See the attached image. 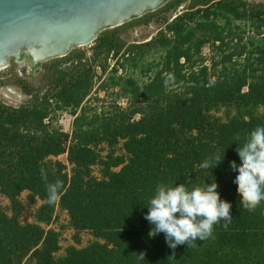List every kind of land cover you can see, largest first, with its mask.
<instances>
[{
    "label": "trees",
    "instance_id": "16d2710c",
    "mask_svg": "<svg viewBox=\"0 0 264 264\" xmlns=\"http://www.w3.org/2000/svg\"><path fill=\"white\" fill-rule=\"evenodd\" d=\"M186 1L169 0L141 19L149 24ZM163 21L165 31L132 46L118 62L154 75L141 82L117 76L114 68L100 87L116 90L127 108L81 107L94 86V66L106 73L110 56L125 46L119 29L131 22L100 33L84 48L93 51L91 58L72 51L46 63L45 93L14 76L13 85L31 99L18 108L0 99V194L9 202L0 206V264H264V202L255 211L243 209L230 169L238 167L236 151L249 133L264 124V4L191 0L182 14ZM208 45L220 57L212 67L201 56ZM153 52L162 56L158 64L144 65ZM62 61L72 64L62 68ZM6 86L0 73V90ZM63 110L77 116L71 133L53 126V114ZM216 153H224L222 162L202 169ZM63 155L67 164L59 160ZM57 181L62 190L49 204L46 186ZM205 182H216L230 205L227 230L217 225L213 238L175 250L162 233L148 235L152 226L144 216L157 184L191 189ZM24 193L28 204L41 202L34 222H22ZM58 211L69 218L60 230L50 228ZM63 229L74 232V245L63 246ZM83 233L93 238L85 247Z\"/></svg>",
    "mask_w": 264,
    "mask_h": 264
},
{
    "label": "water",
    "instance_id": "95a60500",
    "mask_svg": "<svg viewBox=\"0 0 264 264\" xmlns=\"http://www.w3.org/2000/svg\"><path fill=\"white\" fill-rule=\"evenodd\" d=\"M167 1L0 0V69L12 60L29 62L24 56L34 65L65 58L76 48L90 47L100 33L155 12Z\"/></svg>",
    "mask_w": 264,
    "mask_h": 264
},
{
    "label": "clouds",
    "instance_id": "9594fccd",
    "mask_svg": "<svg viewBox=\"0 0 264 264\" xmlns=\"http://www.w3.org/2000/svg\"><path fill=\"white\" fill-rule=\"evenodd\" d=\"M224 153L206 158L200 167L204 170L217 167ZM236 158L238 167L230 166L234 176L232 187L240 198L239 205L252 212L264 202V124L249 133L246 142L236 151ZM41 176L46 180L44 169H41ZM46 187L48 202L52 204L62 190V183L57 181ZM217 188L216 182H205L191 189L185 184H157L144 216L152 226L148 235L155 237L162 233L168 247L175 250L180 245L196 247L197 241L203 243L213 238L217 225L227 230L232 222L230 205L221 200ZM136 255L139 262L145 259L144 253Z\"/></svg>",
    "mask_w": 264,
    "mask_h": 264
},
{
    "label": "rangeland",
    "instance_id": "374dc122",
    "mask_svg": "<svg viewBox=\"0 0 264 264\" xmlns=\"http://www.w3.org/2000/svg\"><path fill=\"white\" fill-rule=\"evenodd\" d=\"M249 2H254V3H259V4H264V0H248ZM191 0L186 1L182 7L178 9L177 12H172L167 15L165 14H160V15H151L149 20V24L145 23V19H136L132 20L131 23L126 25L125 27H121L119 29V36L122 42L125 43V46L121 53L116 57L113 58L111 55L110 58L108 59V69L106 73L102 71V68L96 64L94 66L96 76L93 81V89L91 90L90 95L87 97L85 102L83 103V106L81 108H87L88 110H94L95 108L98 110L97 112L101 111H109L113 108L114 105H119L122 108H127L128 106V101L125 98H118L117 96V91L116 90H108V91H103L100 89L102 83L104 80L108 79L110 77L111 71L114 68H119L117 76H127V77H134L135 79L144 82L148 80L151 76L154 75V73H150L147 76L142 73V68H132L129 65H126L125 68L122 66L118 65V62L124 63L125 60L123 59L124 55H126V50L131 49L132 46H139V45H144L151 40L157 38L160 34V32H163L166 30V24L164 23V19H170L172 20L174 17L177 15L182 14L190 5ZM160 9V8H159ZM156 12V11H155ZM143 18V17H142ZM146 18V17H145ZM248 35L247 36H252L253 31L247 27ZM138 49V48H137ZM85 50L87 53V57L91 58L93 56V51L91 49H84V48H76L72 51H75V53H79L81 51ZM201 56L203 58V65L212 67L213 64H215L217 61H219L220 57L215 49H213L211 46H206L202 49ZM161 54L153 52L150 54V56H146V58L143 61L144 65H153L155 67L156 64L161 59ZM66 58V57H65ZM128 58V56H127ZM62 60V59H59ZM51 62V61H48ZM48 62L42 63V67L38 69V71H32V68L29 65V62H24L22 65H18L16 62L10 61V64L7 68L0 69L1 77L2 79L8 84V86L3 87L0 90V99L4 104L7 106H11L14 108H18L22 106L23 104L27 103L31 97L27 96L22 92L21 89H19L17 86L13 85L14 82V76L18 75L20 77H24L28 82L32 83L33 86L39 87L42 91V93H45L48 90V84L49 80L46 77V72H47V65H45ZM63 66L62 68L70 67L71 63H67L66 61H62ZM141 64V65H143ZM48 65H51L49 63ZM56 65V64H55ZM53 66V65H52ZM51 68V67H50ZM70 115L72 114L71 111L69 110H63V111H58L56 114H53L52 116L54 117L53 120V126L59 127L62 129L60 126V120H62L63 115ZM56 116V117H55ZM56 118V119H55ZM139 118V117H138ZM64 129V127H63ZM60 161L64 162L67 164V156L63 155L59 158ZM98 172L96 171V174ZM27 193H24L21 196L22 202L26 206V210L24 213V216L22 218L23 223H30L34 222V212L39 208L41 205V202H37L34 205H30L27 202ZM9 204L6 198H4L0 194V206L1 207H6ZM58 220L54 222V224L50 227L56 230H60L63 226H67L69 222V218L66 213L58 211ZM62 240H63V246L67 247L69 245H74V232L71 230L63 229L62 230ZM82 247L87 246L91 241H93V238L90 234L88 233H83L82 235Z\"/></svg>",
    "mask_w": 264,
    "mask_h": 264
},
{
    "label": "built area",
    "instance_id": "2783aa9c",
    "mask_svg": "<svg viewBox=\"0 0 264 264\" xmlns=\"http://www.w3.org/2000/svg\"><path fill=\"white\" fill-rule=\"evenodd\" d=\"M77 118L76 115L70 114V115H63L62 120H60V126L62 127V131L65 133H71L73 129V125L75 122V119ZM64 127V129H63Z\"/></svg>",
    "mask_w": 264,
    "mask_h": 264
},
{
    "label": "flooded vegetation",
    "instance_id": "af4514ba",
    "mask_svg": "<svg viewBox=\"0 0 264 264\" xmlns=\"http://www.w3.org/2000/svg\"><path fill=\"white\" fill-rule=\"evenodd\" d=\"M24 57H26L27 60L29 61V64H30V66L32 67V71H38V69H39L38 66H39L40 64H42V63L37 64V65H34L29 57H27V56H24ZM24 59H25V58H24Z\"/></svg>",
    "mask_w": 264,
    "mask_h": 264
}]
</instances>
